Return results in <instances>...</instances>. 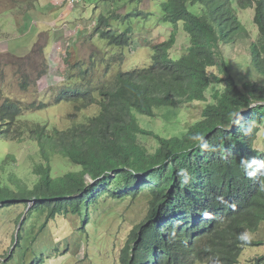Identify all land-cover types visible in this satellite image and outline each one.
<instances>
[{"label":"trees","instance_id":"16d2710c","mask_svg":"<svg viewBox=\"0 0 264 264\" xmlns=\"http://www.w3.org/2000/svg\"><path fill=\"white\" fill-rule=\"evenodd\" d=\"M167 12L181 20L187 18L188 13L192 14L187 7L181 13L170 8ZM212 16L214 25L209 16L196 18L199 32L190 33L189 56L173 61L165 51L156 55L154 63L145 72L149 71L160 80L155 95L146 96L138 103L141 113L153 117L157 107L180 102L176 97L188 94L184 84L189 80L193 87L197 84L199 87L190 92V98L215 81L214 72H209L207 67L214 65L221 55L220 44L230 45L240 27L237 19L226 13L215 11ZM255 21L264 38V0L257 3ZM106 39L123 48L128 37L114 32ZM223 69L228 74L224 91L216 94V101L203 108L202 118L187 124L180 135L162 136L142 127L130 117L127 103L117 94L106 92L105 85V93L101 91L98 98L95 93L85 90L82 108L97 105L100 111L77 127V131H90L83 143L75 142L73 149L65 148L67 155L79 165V171L62 175L53 174L50 160L65 146L61 142L68 135L60 140L58 131L48 133L46 123L24 118L34 111L21 110L15 107L17 103L6 102L0 107V137L15 139L13 136L29 134L34 137L31 140L37 142L40 156L46 163L36 164L33 171L38 178L33 186L13 171L0 176V206L9 207L36 199L23 223L31 214L46 210V222L59 214L69 213L87 219L90 204L103 196L115 199L137 197L140 191L148 189L149 214H152L165 203L192 205L197 203L195 200L209 197L202 189L218 186H203L201 180L216 173L232 181V186L239 191L238 200H232L234 204L217 200L210 205L203 203L205 207H213V228L182 231L178 250L181 253L191 251L193 262L238 263L244 246L254 244L250 240L242 241L241 234L257 231L264 221V164L261 163L264 153L255 147L258 125L264 122V104L251 107L255 102H264V44L261 48L254 46L253 63L238 65L230 61L223 64ZM242 80L245 82L241 87ZM18 126L23 129L11 135ZM143 134L154 135L156 146L152 152L140 142ZM14 162L15 158H5L0 161V168L6 165L8 169ZM249 172H255V175L250 177ZM86 175L95 182L91 183ZM115 188L126 191L112 190ZM209 224V221L204 223ZM193 235L197 236L195 245L187 248L183 238L190 239ZM125 251L122 258H128ZM165 252L171 251L166 249ZM253 264H264V257Z\"/></svg>","mask_w":264,"mask_h":264},{"label":"clouds","instance_id":"9594fccd","mask_svg":"<svg viewBox=\"0 0 264 264\" xmlns=\"http://www.w3.org/2000/svg\"><path fill=\"white\" fill-rule=\"evenodd\" d=\"M260 1L262 0H159L155 3L156 7L154 10L129 12L128 8L131 6L138 7L140 0H99L97 4L96 2H89V0H50L49 6L42 7V5H40L39 8L36 9V13H41L47 19L46 24H44V22L37 18L38 22L43 27L51 28L53 36L48 30L41 32L34 43L32 50L25 56L18 55L19 48H15L9 43L6 38V33L0 24V107L6 102L11 101L17 103L15 107L18 106L21 110L26 109L34 112H43L45 115L43 121L30 119L27 114L24 118L43 125L46 123V126L49 128L48 133H55L58 131L60 134V140L68 135L67 139H64L61 142L65 146L59 148V151L51 156V160H53L54 156H61L72 161V163L78 167L79 165L67 155L65 148L73 149L75 147V142L83 143L84 139L88 137L90 131H77V127L81 124L87 123L90 118L94 117L100 111V108L97 105L82 108V98L85 90L95 93L98 98L100 97L101 91L104 92L103 86L105 85L106 92L117 94L119 98L127 103V112L130 110V117L136 119L142 127L149 131L165 136L160 130L157 131L153 128L144 126V124H149L147 122H143L142 124L138 117V114L146 115L141 113L138 103L144 101L146 96L151 98L155 95L157 84L160 80V78L153 77L149 71L145 72L146 69L154 63L156 55L163 51H165L167 57L173 61H178L182 57L190 55V33L199 32V26L196 25V18L209 16L210 23L213 24L212 15L215 11H220L229 16L235 17L240 27L239 31L235 34V40L231 42L230 45L224 43L220 44L221 55L216 59L214 65H209L207 67L209 72H214L215 81L207 89L203 88L198 92L197 96L190 98V92L192 90L197 91L199 87L198 84L193 87L192 81L189 80L184 84V88L189 91L188 94L176 97L177 101L180 102L163 104L162 106L157 107V110L166 106L178 108L190 105L194 108L198 107L199 116L194 117L193 119L187 118L186 126L187 124H192L197 120H200L203 115V108L208 104L214 103L216 101L215 95H220L227 85L228 74L223 69V64L230 61L238 65L253 63L254 46L261 48L264 44L263 34L260 31L259 25L255 21L256 6ZM37 2L38 0H0V14L5 10H12V13L15 15L19 13L20 30L22 25L21 19H25L29 15L28 11L33 9ZM89 6H94V11L91 16L86 17L82 15L74 21L68 20L69 15L73 11L76 9L87 11ZM119 7L126 8L125 15H121L117 12ZM184 7L189 8V10L192 11V14L188 13L187 18H183V20L180 18L174 19L172 15L167 12V8H170L174 10L175 13L177 11L181 13V10H183ZM57 10H59V15L55 18H50V14ZM61 10L64 11L61 13ZM251 11H253V24L257 27V34L252 33L249 25L244 22V15ZM132 18L135 19L133 21L134 24H132V22H127ZM142 19H145V21L150 20L152 24L162 26L164 28L162 34H164L165 37L160 40H155L154 34L156 31L146 28V26L151 24H141L140 21ZM52 22H56L54 27L52 26ZM117 22L118 25L116 26L115 23ZM34 24L35 21L32 19L31 25ZM121 24L126 26L121 27ZM77 25L83 28V31H79L76 34L77 37H73L72 34L67 33V31H74V27ZM134 25L135 27H133ZM136 25L143 28L136 31ZM3 26L11 32L10 35L13 34L14 29L11 20H5ZM59 26H66L67 28L63 35L58 32L56 34L53 31V28L56 29V27ZM93 31L98 34V37L102 36L104 38H111L115 32L123 38L128 37V40L123 48L116 44V46H112L113 41L107 40L106 42L111 43L110 54L112 55L110 57L100 58V54L103 52H92L90 57L84 58L80 51L81 48L79 46V41L84 35H90ZM142 34H146L143 39L140 38ZM181 36L184 37L183 44H179V38ZM68 37H70V39L69 41H66ZM93 38L95 37H91V39ZM143 47H146L150 51V54L146 57L147 61L145 63L139 64L141 61L136 60L134 54L138 53L139 49ZM93 55L94 57H92ZM29 57L31 59L24 61ZM128 64L132 66L129 68L123 67ZM13 68H22L23 74L19 77L16 76L15 72H11ZM241 68H245V66H241ZM6 76L18 81L20 93L24 94L25 97L18 96L4 88L5 82L8 81L10 83L11 80ZM244 82L245 80L240 81L241 87ZM31 94L35 96L31 97L35 102L31 105L24 106L27 101L25 98ZM195 101L201 102L192 104ZM60 104H67L72 109L66 112L64 117L60 116L58 120L51 122L50 119L47 118L49 113L48 108ZM257 104H264V102H255L251 107L256 106ZM157 110L156 115L153 116L155 119L158 116ZM164 126L170 128V125ZM258 127L259 130L255 136V147L264 153V147L258 146V140L264 142V122L258 125ZM171 133L172 130H170V133L167 134V136L174 135ZM142 136H152L155 139L153 134H143L141 137ZM13 137L15 139L7 140L17 143L25 142L34 138L29 134H25L22 139L18 136ZM15 154V151L9 150L6 153L5 158H15L16 161ZM51 160L50 164L52 162ZM41 162L46 163L40 156V161L34 163V168L36 164ZM261 163L264 164V162ZM3 168L4 173H8V171L17 172L14 163L8 169H6V165ZM33 170L34 169H32V173L35 175ZM259 170L260 168L258 167L257 171ZM70 171H79V169ZM53 174L56 175L54 171ZM248 175L252 177L255 175V172H249ZM17 176L24 179L19 175ZM86 177L91 183L95 182V180L91 179L89 175H86ZM37 178L38 177L36 176V180ZM205 178L201 180L202 183H204L203 186L210 184L217 185L218 187L216 189H202V191L207 193L209 197L195 200L197 202L195 204L179 205L177 203H165L159 205L157 210L152 214H149L148 206L145 217L131 226L130 233L121 249L114 250L118 257V264H207L201 261L193 262L194 257L191 255V251L185 250L181 253L178 250L182 239L180 233L182 231L189 232V230L194 228H200L201 230L212 229L214 219L213 207H205L203 203L210 205L214 200H217L234 204L232 200H238L239 191L232 186L233 183L230 179L216 173L207 175ZM27 184L29 185L28 182ZM262 187H264V185H262ZM112 190L116 192L126 191V189L121 190L116 188ZM144 191H148V189H143L140 192L142 193ZM106 197L110 196H103L96 202L90 204L87 212V219L82 215L71 213L59 214L57 216L79 217L82 220V224H85L90 218V209L97 207V202ZM25 202L30 209L32 207L30 204L36 202V199L25 200L23 203ZM43 213L46 214L47 217V210ZM27 214L28 211L20 215L22 225L17 232L18 238L14 240V245L17 246V248L19 247L20 239L23 238L25 233L23 219ZM32 215L33 214H31V216ZM55 217L51 218L50 221L55 219ZM50 221H43L42 227H46ZM206 221H209L210 224L204 225ZM263 222L264 221L261 222L259 228ZM255 232L248 230L245 233H240L242 241L250 240L254 242V244L244 246V250L248 247H257L262 244L261 241H257L251 237V234ZM19 233H21V237H19ZM183 240L188 248L190 245H195L197 236L193 235L190 239L183 238ZM125 249L128 258H122ZM166 249L171 252L166 253ZM244 250L241 252L239 262L236 264H253L259 258L264 257V255H261L247 263L243 261L242 257ZM84 252L85 248L83 247L81 253L84 254ZM12 254L13 251L10 256ZM17 257L18 253L16 249L15 259L11 261L10 264H18V262H16ZM22 259L25 263V258L23 256ZM6 260L7 259H3L2 264H4ZM34 264H37V261Z\"/></svg>","mask_w":264,"mask_h":264},{"label":"rangeland","instance_id":"374dc122","mask_svg":"<svg viewBox=\"0 0 264 264\" xmlns=\"http://www.w3.org/2000/svg\"><path fill=\"white\" fill-rule=\"evenodd\" d=\"M159 0H140L139 6H131L128 8L129 12H137L138 10H154L156 7L155 3ZM50 0H38L36 6L28 11L29 15L25 19H21V27L19 30L20 19L18 14H13L12 10H5L0 14V24L6 38L9 43L15 48H19V56H25L30 53L34 43L36 42L39 34L43 31H49L53 36V32L50 27H43L38 20L46 24L47 19L41 14L36 13V9L40 5L42 7L49 6ZM89 2H99V0H89ZM64 10H61L62 13ZM94 11V6H89L87 11L76 9L73 11L68 20L74 21L76 18L83 16L89 17ZM121 15H125L126 8L119 7L117 10ZM116 12V13H117ZM59 15V10L50 14V18H55ZM38 18V20H37ZM32 19L35 21L34 25H31ZM5 20H11L13 24V34L4 28L3 22ZM135 19L132 18L127 22L134 24ZM244 22L247 23L252 33L257 34L256 26L253 24V11L244 15ZM141 24H151L146 26L149 30H155V40H160L165 37L164 28L162 26L152 24V22L145 21L142 19ZM54 27L56 22H52ZM31 25V26H30ZM118 25V22L115 23ZM121 27L126 25L121 24ZM135 27V25L133 26ZM74 31H67L72 34L73 37H77L76 34L79 31H83L80 26H75ZM141 26H137L135 30L139 31ZM29 29V30H28ZM57 29V30H56ZM53 28V31L57 34H64L67 30L66 26H59ZM19 30V33H18ZM146 34L141 35V39ZM258 37L257 35H255ZM91 37H95L91 39ZM70 37L66 39L69 41ZM107 39L100 36L93 31L90 35L83 36L79 41L81 48V54L84 58L90 57L92 52L101 53L100 58L110 57V43L106 42ZM184 37L179 38V44H183ZM104 46V47H100ZM112 46H116L112 44ZM150 54V51L146 48H140L139 52L134 54L135 59L139 60V64H143L147 61L146 57ZM128 56V52H127ZM30 57L25 59L29 60ZM132 65H124V68H129ZM11 72H15L16 76H20L22 68H13ZM11 74V73H9ZM12 75V74H11ZM10 78V83L7 81L4 84V88L17 94L18 96L25 97L24 94L20 93V87L18 81ZM33 89V88H32ZM30 95L26 97L27 101L24 106L31 105L35 102ZM195 101L192 104H196ZM67 104H60L54 107L48 108V119L51 122L58 120L60 116L65 115L66 112L71 110ZM189 109V110H188ZM136 112V111H135ZM188 113V115H187ZM157 118L149 117L146 115L138 114L140 122H147L149 125L144 124L148 128L160 130L161 133L167 135L172 130L171 134L180 135L184 131L187 118L193 119L199 116V108L190 105L184 107H173L166 106L162 109L157 110ZM28 117L33 120L43 121L45 115L43 112H29ZM187 115V116H186ZM164 125H170V128H166ZM166 128V129H165ZM22 127H15L11 132L22 130ZM23 138V135L20 139ZM24 140V139H23ZM258 146L264 147V142L258 140ZM141 143L152 152L156 146V141L152 136L141 137ZM13 150L16 152V161L14 167L17 175L23 177L29 185H33L36 181V176L32 173L34 169V163L40 161L39 147L36 141L27 140L25 142H11L3 137H0V161L5 158L7 151ZM31 155V156H30ZM30 156V158H29ZM54 173L56 175L64 174L70 170L79 169L78 166L74 165L72 161L67 160L61 156H54L51 162ZM8 173H4V168H0V176L3 177ZM148 191L140 192L136 198L126 197L123 199H113L106 197L100 199L97 207L90 209V218L82 224V220L75 216H57L51 220L46 227H42L43 221L46 220V214L43 212L35 213L32 215L26 223L25 233L22 239L19 241V247L14 245V240L18 238L17 232L21 227L20 215L29 210L28 204L22 203L19 205H13L9 207L0 206V264L3 259L6 260V264H10L15 259V252L17 249L18 257L16 262L18 264H118V257L115 254V249L120 250L124 245L126 238L128 237L131 226L145 217V214L149 206V198L147 197ZM32 204H30L31 206ZM81 222V223H80ZM251 237L257 241H261L262 244L257 247H248L244 250L242 257L243 261L247 262L253 260L261 255H264V222L261 227ZM85 248L84 254L81 253L82 248ZM13 254L10 256L11 252ZM10 256V257H9ZM22 256L25 258L22 259ZM9 258V259H8Z\"/></svg>","mask_w":264,"mask_h":264}]
</instances>
